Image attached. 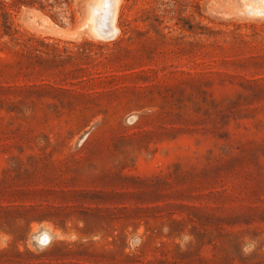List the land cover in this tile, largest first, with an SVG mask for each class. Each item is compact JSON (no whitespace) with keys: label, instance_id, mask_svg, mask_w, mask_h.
Returning <instances> with one entry per match:
<instances>
[{"label":"rangeland","instance_id":"1","mask_svg":"<svg viewBox=\"0 0 264 264\" xmlns=\"http://www.w3.org/2000/svg\"><path fill=\"white\" fill-rule=\"evenodd\" d=\"M0 264H264V0H0Z\"/></svg>","mask_w":264,"mask_h":264},{"label":"trees","instance_id":"2","mask_svg":"<svg viewBox=\"0 0 264 264\" xmlns=\"http://www.w3.org/2000/svg\"><path fill=\"white\" fill-rule=\"evenodd\" d=\"M168 5H170V4H168Z\"/></svg>","mask_w":264,"mask_h":264}]
</instances>
